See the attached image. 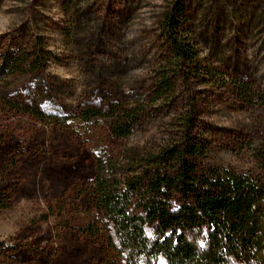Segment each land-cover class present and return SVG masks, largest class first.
<instances>
[{"label": "rangeland", "instance_id": "rangeland-1", "mask_svg": "<svg viewBox=\"0 0 264 264\" xmlns=\"http://www.w3.org/2000/svg\"><path fill=\"white\" fill-rule=\"evenodd\" d=\"M69 1L0 0V65L41 51L39 69L0 75V193L8 206L0 208V264H101L99 242L86 232L98 217L90 199L97 160L119 157L168 122L164 112L157 126L119 139L107 121L77 116L149 90L165 55L161 20L178 0H76L80 20ZM184 2L200 59L227 86L212 87L210 75L196 89L207 98L203 128L220 130V158L248 169L264 150V0ZM38 108L42 120L32 115Z\"/></svg>", "mask_w": 264, "mask_h": 264}, {"label": "trees", "instance_id": "trees-1", "mask_svg": "<svg viewBox=\"0 0 264 264\" xmlns=\"http://www.w3.org/2000/svg\"><path fill=\"white\" fill-rule=\"evenodd\" d=\"M67 6L73 18L84 16L79 1ZM188 15L184 0L164 14L165 55L142 97L85 106L77 116L107 121L119 139L157 126L164 112L168 118L146 142L97 160L90 199L98 217L86 232L99 242L101 264H264V150L248 169L231 166L219 156L220 130L203 128L207 98L196 89L210 75L212 87L227 86L200 59ZM34 51L6 59L0 75L39 69L41 51L36 58ZM237 88L248 98L250 90ZM40 113L32 115L42 120ZM7 207L0 193V208Z\"/></svg>", "mask_w": 264, "mask_h": 264}]
</instances>
